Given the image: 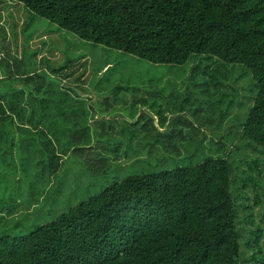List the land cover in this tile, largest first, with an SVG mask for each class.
<instances>
[{"label": "trees", "instance_id": "16d2710c", "mask_svg": "<svg viewBox=\"0 0 264 264\" xmlns=\"http://www.w3.org/2000/svg\"><path fill=\"white\" fill-rule=\"evenodd\" d=\"M19 1L83 40L151 63L184 65L206 55L247 65L260 91L244 136L264 150V0ZM37 77L0 69V160H34L52 177L65 171L72 153L92 174L106 176L95 128L67 132L45 125L47 116L37 108L46 102L48 83ZM234 176L231 155L224 153L130 177L29 235L0 237V264H264V226L255 214L264 209V183L246 174L238 188L244 204L237 206ZM247 188L258 189L254 198Z\"/></svg>", "mask_w": 264, "mask_h": 264}, {"label": "rangeland", "instance_id": "374dc122", "mask_svg": "<svg viewBox=\"0 0 264 264\" xmlns=\"http://www.w3.org/2000/svg\"><path fill=\"white\" fill-rule=\"evenodd\" d=\"M3 54L0 69L8 66L19 76L36 73L37 80L48 83L46 91L82 93L62 101L80 114L66 116L78 119V125L58 127L67 132L95 128L93 144L103 150L105 161L99 166L107 164L108 171L94 175L72 153L65 157V171L52 177L41 173L47 171L40 172L34 160H0V237L29 235L130 177L194 166L208 156L230 153L237 206L244 204L238 188L246 174L264 183V150L243 131L260 91L245 64H224L206 55L191 56L184 65L151 63L83 40L19 0H0L1 58ZM83 92L97 95L89 99ZM109 112L113 124L105 123L103 113ZM70 136L60 141L62 147ZM257 190L245 189L251 198ZM263 211V206L255 209L264 226Z\"/></svg>", "mask_w": 264, "mask_h": 264}, {"label": "crops", "instance_id": "0c3cea01", "mask_svg": "<svg viewBox=\"0 0 264 264\" xmlns=\"http://www.w3.org/2000/svg\"><path fill=\"white\" fill-rule=\"evenodd\" d=\"M142 93V92H141ZM82 93H76L74 91H60V90H47L43 98L46 99V102L44 105H40L37 108V111L39 114H44L47 116L45 120V125H48L50 128L54 125L55 128L62 124H78V119L75 118H67L66 116H75L79 115V113L75 110V107H71L69 103L66 102V106H64L63 100H69L78 98L81 96ZM83 95L88 97L89 99L93 98L94 95H97V92H83ZM91 108V107H90ZM105 123L113 124V122H110V118H108L109 115H112V113H103ZM122 128L113 129L112 127L106 128L103 127V130H120ZM138 129V128H136ZM162 131H168L169 129L166 128H160ZM140 130H143L140 129ZM149 130V129H145ZM151 130V129H150ZM154 130V129H153Z\"/></svg>", "mask_w": 264, "mask_h": 264}, {"label": "built area", "instance_id": "2783aa9c", "mask_svg": "<svg viewBox=\"0 0 264 264\" xmlns=\"http://www.w3.org/2000/svg\"><path fill=\"white\" fill-rule=\"evenodd\" d=\"M1 58V57H0Z\"/></svg>", "mask_w": 264, "mask_h": 264}]
</instances>
